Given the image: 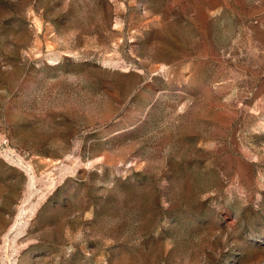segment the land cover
Here are the masks:
<instances>
[{
    "label": "rangeland",
    "instance_id": "obj_1",
    "mask_svg": "<svg viewBox=\"0 0 264 264\" xmlns=\"http://www.w3.org/2000/svg\"><path fill=\"white\" fill-rule=\"evenodd\" d=\"M0 264H264V0H0Z\"/></svg>",
    "mask_w": 264,
    "mask_h": 264
},
{
    "label": "bare ground",
    "instance_id": "obj_2",
    "mask_svg": "<svg viewBox=\"0 0 264 264\" xmlns=\"http://www.w3.org/2000/svg\"><path fill=\"white\" fill-rule=\"evenodd\" d=\"M27 212H28L27 207L23 206L22 209H21V212L19 214L18 221H17V223L14 226L23 225V218L25 217V215H27Z\"/></svg>",
    "mask_w": 264,
    "mask_h": 264
}]
</instances>
